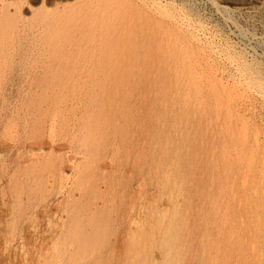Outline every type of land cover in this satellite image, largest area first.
Instances as JSON below:
<instances>
[{"label": "bare ground", "instance_id": "1", "mask_svg": "<svg viewBox=\"0 0 264 264\" xmlns=\"http://www.w3.org/2000/svg\"><path fill=\"white\" fill-rule=\"evenodd\" d=\"M53 1L54 0H41L40 4L35 7L31 17L29 18L24 17L21 13V7L25 0H19L18 3H11V5L14 6V9L12 10L9 8V5L2 4L0 7V86H8L9 84L12 85V83L17 82V80L20 81V78H22L23 81L28 83L30 86H50L54 84L79 86L77 87L79 91L77 94L79 93L80 95L79 103H81V105L79 104L80 115H78L79 117L76 116L77 122L73 125H71L69 122L73 120L75 114L71 116V118L70 116L67 117L62 115L61 107L59 106L61 99L60 97H56L57 93H54V95H48L47 100L45 95H42L41 97H31V99L27 98L30 99V101L26 102L24 105L21 104L23 105L22 111L19 109V107H17V109L21 111V114H19V110H16L18 114H13L15 117L10 119L9 117L11 116L8 117L9 124L7 129L9 130H6L2 133V141L6 142L7 140L17 139L20 142L21 139L25 138L30 143L25 145L22 142L21 146L16 145L20 147L19 149H21L20 152H18L19 156H21V151L25 148H28L30 151H32L30 156L23 158L22 162L25 165H19L22 167L21 169L20 167L16 166L17 168L14 169V173L11 174L10 178L8 177L9 185L7 189V198L10 201L8 204L12 211V218H10L12 232L16 233V229L20 221H24L29 216L31 223L36 227V212H34V210H36L38 206L40 207L46 203L47 200H50L48 198H50L51 195L55 194L56 192H60L63 182H65L64 179H67V177H64V173L66 172L64 163L70 158H67L63 152L65 151L63 149H65L67 146L64 145L65 147H63V149H61L59 145L55 146L54 143H56L57 138L54 136H57L55 134L56 131H59L62 135H68L67 137L70 138V144L73 143L75 150L79 149V154L81 155L82 153L83 156L81 163L78 162L80 160L77 161L74 158H71L78 162L73 165L75 178L68 188L65 187V189L67 188L65 190L66 195L59 201V206L57 207L56 205V207L64 214L59 217V220H56L55 214L59 213H52L50 211L51 209L49 208L50 203H47V207H49L47 209L45 208L42 213L44 217L46 214V216L49 218L45 232L46 234L50 232V235L44 234L45 232H39V229L34 232L28 231V235L24 231V233H18L19 237L21 238L20 252L18 253V250L16 251L18 254L16 257L18 259L16 260L18 261H16L17 263L14 261L13 262L15 264H264V247L262 246L264 244V224L263 220L261 219L264 217H251L254 214L251 216H248V214L237 216L234 214H228L224 211H219L220 208H218L219 206L216 203V199L214 197H210V195L206 197L208 199H205L206 201L204 199L201 200L200 198L194 201H184L182 199H178V197H175L174 195H171V197H168L169 199L165 202H158L157 199L156 201L151 202L148 198H146V192L143 188L140 189L138 195L132 191L133 189L131 190V183H133L132 181L134 178L131 181L129 175H132V173L134 174L135 168H139V170H141L142 165L145 163L144 162L142 164L144 161L143 159L147 157L144 158L145 154H143V149L145 147L144 140H142L143 142L141 141V144H136L134 142L136 144L135 147L132 144L131 147H129V144L132 142V138L130 139L131 136L129 130L131 125L134 124H137V127L139 128H145L147 125L144 126L140 121H138V123H134L135 121H133V119H137L138 116L137 118L133 117L134 114L130 109L131 105L129 106L128 104V102H130L132 99L131 93L134 92V87L136 86H130L125 91H119L116 90V88L110 90L103 86L111 85L115 80L117 72H144L145 69H147V64L153 51L155 54H157V56L161 54L163 56L164 53L165 56L167 55L165 50L166 48L171 50L170 47L174 46L172 40L174 39L175 35L178 34V39V36H180L179 34H182V30L180 31L181 33L178 32L176 34L175 31L170 30L173 31V34L175 35H168L169 32L162 25L165 19L171 18L170 14L172 12H170L168 8H162L160 6L150 7L146 5L144 0L137 2H135L136 0H116L118 2L117 6L119 7V11L111 12L107 21L108 23L113 21V15L115 17V13L118 12L117 14L120 15L119 23L124 24L125 31L122 36L115 38V35H112L110 29L106 31V25H108V23H103V21L100 20L104 17L103 13L101 12V14H99L97 10H94L93 8L94 6L97 7V0H74V3H66L67 5L63 7H51V4H54ZM62 4L59 5L61 6ZM173 15L174 14H172V16ZM94 18H97L96 21L93 20ZM73 23L76 26H82L80 27L81 32L79 35L83 38H86L87 36L88 40H86L87 43L84 45V51H81L80 47H77V49L73 52L74 54L72 55L73 48H71V46L77 43L75 40L76 36L73 34ZM171 26H173V24H171ZM173 27L177 30L175 26ZM66 28H68L67 30L69 31L66 30L64 33ZM84 28L88 29L86 30L87 33L84 31ZM166 33L169 37L168 40L166 39V45H164L166 42H164ZM104 34L107 35L105 40L103 38ZM116 39H119L120 43H117ZM5 40H8L7 46L10 48L9 50H3L2 48V46H5ZM167 44L169 46H167ZM181 48L180 50L182 51L183 48ZM172 51L173 47L170 52ZM174 52H176L175 49ZM174 52L172 54H174ZM188 54L184 55L185 58L190 56L192 53L190 55ZM173 57L175 58V54ZM51 58L57 61L59 67L67 68L70 66L72 73L78 72L77 76L72 80L69 79V81H55L53 77H42V75L50 74V68L52 66ZM174 58H172V60ZM179 61V66H181V59ZM175 65L177 66V63ZM243 66H245L247 69L246 72H249L248 75H250L247 76L250 77V79L247 77L246 78L249 80H254V82H256L257 85L259 84L260 87L255 83L254 85H256L257 88L259 87L260 89L264 90V78L261 77L255 69L251 68V66L249 67L247 64H244ZM243 66L241 68H244ZM184 69L182 70L181 67V72L179 73H183L182 71H184ZM242 72L243 70L241 73ZM63 74H67L66 71H64ZM181 76L183 77L184 75ZM194 78L195 76L193 78L191 77L194 83H196ZM183 79L184 77L182 80ZM178 80H176V82H178ZM189 80L187 79V83H189ZM183 82H185L183 84L185 86L186 80H183ZM183 82L181 81V83ZM249 82L247 81V83L251 84L253 81ZM178 83L177 85L181 84ZM191 84H193V82H191ZM188 87L192 88L193 86L188 85ZM188 87H185L186 92H183V94L179 91L177 92L180 93L179 96L182 94L180 100L182 98V101H184L186 104H188L189 99L193 95L192 93L191 95L188 91ZM194 87L196 88V86ZM29 90L26 91L30 92L33 89L30 91ZM0 92H2V90H0ZM200 92L201 91H199V93ZM30 93L32 95V92ZM36 93H34V96ZM141 94L142 93H140V96H142ZM176 95L177 94H175V96L172 95L174 96L175 100ZM26 97L23 98L25 99ZM28 97L30 96L28 95ZM75 98L77 99V103L79 97L77 96ZM140 100L138 102H141ZM175 100L173 102H175ZM180 100L179 104L181 105L182 102ZM62 101L64 102V100ZM114 101H116L117 104L114 103ZM194 101L195 100H193V102ZM71 102L72 101H70V103ZM198 102L201 103L199 100ZM147 104L148 103L146 102V105ZM194 105L192 103L191 108ZM169 107L170 104L168 105V108ZM74 109L78 108L76 107ZM181 109L184 108H180V110ZM203 109L204 108L201 110ZM1 111H3V108ZM79 112L76 113L79 114ZM171 112L169 111L168 113ZM172 113L169 114V118H171ZM153 117H151V119ZM179 118H182V116ZM148 120L147 122L150 121ZM181 120H184V118ZM182 123L183 121L181 124ZM151 124L153 123L150 122V125ZM173 124H175V122ZM184 125L185 124L180 125V121H178L177 128L179 129L181 126L186 128L187 124L185 126ZM163 126L165 127L166 125ZM13 129L16 131V133L14 132L15 134H13ZM138 130L139 129H136V131ZM141 131L143 132V129H141ZM148 132L149 130H147L146 135ZM195 132L197 131L195 130ZM183 133L184 132H182V134ZM139 134L141 135V133ZM44 135L47 136V140L50 139V141L46 142L48 144L44 143L49 146L47 151L43 150L44 145L41 140ZM60 136L57 137L60 138ZM134 136H137V134ZM203 136L205 137V134ZM142 137L144 136L142 135ZM167 137L164 138L167 139ZM186 137H188V135ZM161 138H163L162 134L160 137H158L157 141H161ZM171 138L172 136L170 139ZM188 138L192 137L190 136ZM192 139L194 141L197 138ZM61 140H63V138ZM151 140H154V138ZM173 141L172 143L174 144ZM180 142L182 144L169 145L174 146V148L175 145H177L175 149L179 152L177 153L179 158H176V161L173 160V163L175 162L176 168L173 170L171 168V171L174 173H172V176L174 177L171 181L172 183L168 184L170 185L169 187L171 192H176L177 190L179 192V190H183V187L186 184L185 183L183 185L184 178L186 176H191V173L195 170H198V168L200 170L199 164L198 168L196 166V164L200 161L198 160L199 162L196 163L197 160H194L198 155L196 150L200 151L202 147L201 149L198 148L199 145L197 142ZM151 143H155L156 145V142ZM185 143H187V146L189 147L187 148V150L189 149V153L190 151L192 152V149H195V151L188 154V151L185 149L186 155H184V153L181 154L182 150L186 146ZM203 143L204 141L200 145L204 146L206 140L205 143ZM208 143L209 142L206 144ZM145 144L147 143L145 142ZM208 145V147H210V145L213 146L211 142ZM165 147L167 146H164V150ZM8 148L10 147L4 145L3 148H0V154L8 152ZM131 148H133L135 152L133 156V149L131 150ZM41 150L42 152L37 153V151ZM121 151L123 153L125 151V156L122 155ZM154 151L155 150H153V152ZM73 152H75L74 148ZM165 152V154L168 152L170 154L172 151L168 150ZM9 153L10 152H8V154ZM194 153L195 158L194 155L192 157V154ZM235 153L236 152H234V155ZM161 154H163V152ZM169 154L168 156L171 155ZM205 154L206 153H204V155ZM175 155L173 154V156ZM206 155L204 158H202V155V157L200 155L198 156L205 161L208 158L209 161H206L208 164L210 162V156ZM214 155L212 157H214ZM180 157L182 158L180 159ZM130 158L132 159V167L135 168L133 170H131L132 168L130 170L124 168L122 169L121 165H124L127 160H130ZM106 160H108L110 163L106 162ZM164 160L166 161V159H162V161ZM192 160L196 164L192 163ZM179 164L180 167H178ZM209 164L207 165L208 167L210 166ZM201 165L202 164H200V166ZM170 166L166 167L167 170L170 169L168 168ZM204 170H206V168ZM184 171L188 172V174L185 175L183 173ZM209 171L207 172L209 173ZM211 171V173L215 174L213 169ZM201 172L202 170H200V174L202 175ZM211 173H209V175ZM195 174L196 172H194L193 175ZM139 175H141L144 181V171L141 170ZM172 176L169 174L168 177L171 178ZM167 181L169 183V180ZM185 181H188V179H185ZM144 182L142 184H138L145 186ZM160 183L162 184L163 182L161 181ZM26 185L30 186L32 189L26 192L24 189ZM136 189L139 190V188ZM197 191L198 190H196V192ZM207 192H209V190ZM207 192L206 194H208ZM206 194H203V196L205 197ZM194 207H196L197 210H194ZM55 210L57 211V209ZM254 213L257 214V212ZM7 223L9 224V222ZM58 227L59 229H57ZM10 255L13 256L11 253ZM10 260L12 262V260L15 259H10V257L7 256L6 259H4V262L6 264H10Z\"/></svg>", "mask_w": 264, "mask_h": 264}, {"label": "rangeland", "instance_id": "2", "mask_svg": "<svg viewBox=\"0 0 264 264\" xmlns=\"http://www.w3.org/2000/svg\"><path fill=\"white\" fill-rule=\"evenodd\" d=\"M6 1L0 0V7L2 6V4L3 5H9V8L12 10V9H14V6L11 5V3H13V2L18 3L19 0H6ZM8 1L10 2V4ZM40 1L41 0H27V1L25 0V2H23V5L21 7L22 8V11H21L22 15L24 17H28V18L31 17L32 12L34 11L35 7H37L40 4ZM60 1L61 0H59V1L54 0L53 1L54 4H51L52 6L51 5L50 6L51 7H53V6L54 7H63V6H66L68 3L72 4L75 2L74 0L73 1L72 0H63L61 2ZM137 1H140V0H136L135 2H137ZM57 2L59 4H62V3L63 4L60 6ZM144 2L146 3V5H148L150 7H153V6L159 7L160 6L162 8H168L170 10V12H172L170 14L171 18L165 19L164 23L162 22L163 27H165L167 29V31L169 32L168 35L169 34L175 35L178 32L179 33L182 32V34H179L180 36H178L179 41L177 39L178 34L175 35V37L173 39L174 41L172 40V43L174 44V46H172L173 51L170 52L172 50V47H170L171 50L166 48V50H165L166 54H167L166 56L164 53L163 56H162V54L158 55L159 56V58H158L157 54H155L153 51L150 55V58H149L150 60L147 64L148 65L147 69H145L144 72H140V73L117 72L114 82L109 86H103L106 89L108 88L110 90H113L116 88V90H119V91H125L130 86H136V87H134V92L131 93L132 99L130 100V102H128L129 106L131 105L130 106L131 108L130 107L129 108L132 110V113L134 114L133 117L137 118V116H138L137 119H135V120L133 119V121H135L134 123H138V121H140L143 123L144 126L147 125V127H145V128H142V127L139 128V127H137V124L132 123L134 125H131L132 128L130 127V130H129L130 136H131L130 139L132 138V142L129 144V147H131V144L135 147L136 144H141L143 142L142 140H144V146L145 147L143 149V154H145L144 158L147 157V158L143 159L144 161L142 162V164L144 162L145 163L143 164L144 166L142 165V169H141L145 173V175H144V179H145L144 181L145 182L143 181L141 175H139L141 173V170H139V168L132 167L133 165L131 163L132 162L131 158H133L132 156L135 153L133 148H131V150L133 149L132 150L133 154H132V156H130L131 157L130 160L126 159L127 163L125 162L124 165L123 164L121 165L122 169L124 168V169L130 170L132 168L131 170H133L135 168L134 174L132 173V175H129L131 178V181L134 178L132 181L133 183H131V185H132L131 190L133 189L132 191L135 192L136 195H138L140 189L143 188L146 192V194H145L146 198H148L151 202L156 201V199L158 202H163V201L165 202L166 200H168L171 197V195H174L175 197H178V199H182L184 201H187V200H193L194 201V200H197L198 198H200L201 200L202 199L205 200V199H207L206 197H208L210 195V197H214L216 199V201H217L216 203L219 206L218 208H220L219 211H224L228 214H234L237 216H239V215L243 216L245 214L246 215L248 214V216L249 215L251 216L254 214L251 217H259V216H260L259 218L264 217V195H263L264 194V90L260 89L259 88L260 85L259 84L257 85V83L254 82V80H249L250 77H247V76H250V75H248L249 72L247 73L246 72L247 69L245 68V66H243L244 64L249 65V67L251 66V68L255 69L258 72V74L264 78V76H263L264 75V0H144ZM34 5H36V6H34ZM117 5H118V2L116 0H97V7L96 6L93 7V5H92V7L94 8V10L96 9L99 14H101V12H102L104 17L100 20H102L103 23H108L107 20H108V16L110 15V13L115 12V11H119V7ZM117 13H115V17L113 15V17H112L113 21H111L110 23H108V25H106L107 26L106 31H108L110 29L112 32V35H115V38L122 36L124 31H125L124 24L119 23L120 15ZM172 14H174V15L172 16ZM96 19L97 18H94L93 20L96 21ZM87 23H88V21H87ZM171 24H173V26H175L177 28V30L173 26H171ZM177 24L180 27L182 26L183 28L181 27V29H180V27ZM80 27H82V26H80ZM80 27L76 26L73 23V34L76 36L75 40L77 41V43L75 45H72V46H76V45L77 46L76 47L71 46V48H73L72 49V55L74 54L73 52H74V50L77 49V47H80L81 51H84V45H86V43H87L86 40H88L87 36H86V38H83L79 35V33L81 32ZM171 28H173V29H171ZM67 29L68 28H66L64 30V33ZM86 30H88V29L84 28V31H86ZM170 30L175 31V34H173L174 32L170 31ZM186 30H188V31H186ZM67 31H69V30H67ZM184 32H185V34H184ZM86 33H87V31H86ZM168 35L166 33V38L164 40V42L165 41L166 42L164 45H166V43H167V40L169 37ZM103 38L105 40V38H107V35L104 34ZM82 39H84V40H82ZM169 39H171V38H169ZM116 40H117V43H120L119 39H116ZM7 41L5 40V46H2L3 50L4 49L9 50L10 49L7 46V44H8ZM167 46H169V45L167 44ZM182 46H184L185 48ZM180 48L182 49V51L184 50L183 53L180 50ZM174 49L176 50V52L178 51L180 53L174 52ZM173 52L175 54L176 59L173 57L174 56V54H172ZM185 54H188V55L191 54L190 56H188L189 59L187 56H186L187 58H185V56H184ZM193 54H194V56H193ZM191 56H192V58H191ZM168 57H170V58H168ZM172 58H174V59L172 60ZM178 58H179V60L181 59V64H180L181 66H179L180 61L178 60ZM186 60H189V61H186ZM51 61H52V66L50 68V74L42 75V77H44V76H47V78L53 77L55 81H57V80L69 81V79L72 80L77 76L78 72L72 73V69L70 68V66L67 68L66 67H59V65L55 59L51 58ZM173 61H175V62H173ZM240 61L241 62L243 61V62L241 63ZM185 62H187L188 64ZM176 63H177V66L175 65ZM242 66L244 68H241ZM181 67H182V70L184 69V67L186 70L184 69V71H182L183 73L180 74L179 72H181ZM242 70H243V72L241 73ZM259 70H260V72H259ZM64 71H66L67 74H63ZM181 75H184L183 80L184 81L186 80L185 86L183 85L185 82H183V80H182L183 77ZM179 76H180V78H179ZM194 76H195L194 80L196 83H194V81L191 79V77L193 78ZM246 77L249 79H247ZM178 79H180V80H178ZM187 79L188 80L190 79L188 81L189 83H187ZM176 80H178L179 83H181V81H182L183 82V83H181L182 85L179 84L178 82H176ZM244 80L246 81L247 85L245 84ZM174 81L176 84L174 83ZM247 81L248 82L253 81L251 83L252 85L249 84L250 82L247 83ZM191 82H193V84H191ZM177 83L179 85H177ZM254 83L259 87L257 88V86L254 85ZM24 84H25V86H24ZM188 85L189 86L192 85L193 87L189 88ZM186 86L188 87V89H189L188 91L190 92V94L192 93L194 95L193 96L191 94L192 96L189 99L188 104H186L184 101H182L183 100L182 98L180 100V97H182L183 92H186V88H185ZM194 86H196V88ZM77 87H79V86L60 85V84H54V85H50V86H30L28 83L24 82L22 78H20V81L17 80V82L12 83V85L9 84L8 86H0V88H1L0 90H2V92H0V101L2 100L0 102V115H1L0 116V148H3L4 145L9 146L11 148V149L8 148L9 149L8 152H10L9 154H8V152H4V153L0 154V164H1L0 165V232H1L0 233V263L2 262L1 264L5 263L4 259H6L7 256H9L10 259H15V260H12V262L10 260L9 261L10 264H15L14 262L18 261V260H16V259H18L16 257L18 256L17 252L18 253L20 252L19 250H20V246H21V238L19 237L18 233H20V232L24 233L25 232L28 235L29 232H34V231H37L38 229H39L38 230L39 232L44 233L46 231L47 222H48L49 218L46 216V214H45V217H47V218H45L43 213H42V211L45 210V208L47 209L50 206L49 208L51 209L50 211L52 213H54V214L59 213V214H55L56 220H59V217H61L64 214L57 207L59 206L58 204H59V201L61 200V198L66 195L65 190L70 186L71 182L75 178L73 165H75L78 160H80L78 162L81 163L82 156H83L81 152H80L81 155L79 154V149L75 150V146L73 143L70 144V142H69L70 138L67 137L68 135H64V134L62 135L59 131H56L55 134L57 136L62 135L63 137L60 136V138H59L57 136H54L57 138L56 143H54L55 146L59 145L61 147V149H63V147H65V146H67V147H65V149H63L65 151H63V150L62 151L64 152V155L67 158H70L69 160H67L70 163L67 161H65V163H64L65 164L64 166L66 169L65 170L66 172L64 173V177H67V179H64L65 182H63V186L61 189L62 192L61 191L56 192L55 194L51 195L50 198H48L50 200H47L46 203H44L40 207L38 206L37 209L34 210V212H36V217H35L36 221H37L36 227L33 226V224L31 223V221H30L31 219H29V217H30L29 216L24 221H20V223L16 229V233H15V232H12L11 223H10V220H11L10 218H12V211L9 208L8 203H10V201L7 198L8 197L7 196L8 190L7 189H8V185H9L8 182H9V178H10L11 174L14 173V169L17 167H20L19 165L24 166L25 164L22 162L23 158L30 156V153L32 151H30L28 148H25L21 151V153H22L21 156H19L18 152H20L21 149H19L20 147H18L16 145L21 146L22 142L25 145H27L30 142L27 141L25 138L21 139L20 142L17 139H15L16 141L15 140H7L6 142H4V141H2V133L6 130H9V129H7L8 124H9V119L15 117V116H13V114H15V113L18 114V112H19V114H21L20 112L22 111V108H23L22 106L26 102H29L31 97H41L42 95H45L46 100H47V96L51 95V94L54 95V93H57L56 97H58V98L60 97L61 102L63 104H65V105H63L61 102L59 103V106L61 107L62 115H65L67 117L70 116V118H71V116H73L75 114L73 120H71L69 122L71 125H73L74 123L77 122L76 116L80 115L79 108H80L81 103H79L80 95H79V93L77 94V92H79ZM197 87H198V90L201 91L200 92L201 94L197 90ZM29 89L30 90L33 89V90L30 91ZM178 89H180V90H178ZM181 89H182V91H181ZM184 89H185V91H184ZM24 90L25 91L29 90L30 92H32V95L30 92H28V91L25 92ZM178 91L182 93L180 96H179L180 93H177ZM193 92H195V93H193ZM34 93H36L35 96H34ZM140 93H142L141 94L142 96H140ZM175 94H177L176 100L174 98ZM28 95L30 97H28ZM76 95L79 97L77 103H76L77 99L75 98V97H77ZM172 95H174V96H172ZM133 96L135 99L133 98ZM23 97H26V98L24 99ZM72 97H74V98H72ZM22 98H23V100H22ZM27 98H30V99H27ZM144 99H146V100H144ZM191 99H193L195 101L193 102V100H191ZM196 99H198L201 103H199L198 100H196ZM62 100H64L65 103ZM74 100H75V102H74ZM139 100L141 102H138ZM168 100H169V102H168ZM174 100H175V102H173ZM179 100L183 104L181 103V105H180ZM70 101H72V102L70 103ZM202 101L204 104L202 103ZM22 102H24V103H22ZM146 102L148 103L147 105H146ZM66 103H67V105H66ZM114 103L117 104L116 101H114ZM192 103H193V105L195 104L192 107L193 109L191 108ZM21 104H23V105H21ZM169 104H170V107L168 108ZM182 105H184V106H182ZM166 106H167V108H166ZM198 106H199V108H198ZM17 107H19V109L21 111L19 109H17ZM76 107L78 109H74ZM179 107L184 108V109L180 110ZM187 107H188V109H187ZM2 108H3L4 114H3V111H1ZM67 108H68V110H67ZM202 108H204V109L201 110ZM161 109L165 110L166 112L162 111ZM14 110H15V112H14ZM16 110L17 111L19 110V111L17 112ZM168 110L170 112L171 111L173 112V113L171 112L172 113L171 118H169L170 117L169 114H171V113H168L169 112ZM175 110H177V111H175ZM68 111H69V113H68ZM70 111L72 112V114ZM1 112H2V114H1ZM76 112H79V114ZM144 112L146 113V115ZM185 112H186V115H185ZM162 113H164L166 115V117ZM175 113H178V114H175ZM180 113H182L184 116ZM143 114L147 117V119ZM173 114H175V115H173ZM6 115H8V116H6ZM9 116H11V117H9ZM181 116H182V118H179ZM8 117H9V119H8ZM151 117H153V118L151 119ZM174 117H175V119H174ZM148 118L150 121L148 120ZM183 118H184V120H181ZM147 120L149 122H147ZM153 120H154V122H153ZM168 120H169V125H168ZM173 120H176L177 122L173 121ZM178 121H180V125H183V124L186 125L187 124V127L184 128L183 126H181V128L178 129L177 128L178 127ZM182 121H183V123L181 124ZM150 122L153 124L150 125ZM174 122H175V124H173ZM157 125H158V127H157ZM163 125H166V126L164 127ZM72 127H74V126H72ZM153 128L154 129L156 128L155 129L156 132ZM191 128H193V129H191ZM136 129H139V130L136 131ZM141 129H143V132L145 134L141 131ZM145 129H147V130H149V132L150 131L151 132L150 133L148 132V134L146 135L147 130H145ZM165 129H167V130H165ZM168 129H170V130H168ZM182 129H183V131H182ZM157 130H159V131H157ZM195 130L197 132H195ZM166 131L169 134H167ZM181 131L184 132L183 133L184 135L182 134ZM14 132L16 133L15 130L13 131V134H15ZM139 133H141V135ZM187 133H190L191 135L187 134ZM135 134H137V136H134ZM161 134H162L163 138L168 136L167 139L164 138L166 141L163 138H161V141H159V142L157 141L158 137H160ZM204 134H205V137L203 136ZM45 135H44V137H42V139L41 138L40 139L42 140L43 145H44L43 150L47 151V148L49 146L46 145V144H48L46 142L50 141V139L47 140L48 138ZM142 135L144 137L145 136H147V137L144 138V137H142ZM153 135H154V137H153ZM185 135L186 136L188 135V137L191 136L192 138H194V139L197 138V139L193 141L192 138H188ZM171 136H172V138L170 139ZM201 136H203V137H201ZM176 137H177V139H176ZM62 138H63V140H61ZM153 138L155 141L151 140ZM201 139L204 141V143H205V140H206V143L209 142L208 144H210V142H211V144H213L214 147L212 145H210V147H208L209 145L206 143H205L206 145L203 143L205 147L200 145L203 142ZM150 141L156 142L157 146L155 145V143H151ZM172 141L174 142V144H177V145L182 144L180 141H182V142L186 141L188 143L189 142L190 143L191 142H197V144L199 145L198 148L201 149V147H202V149L200 151L199 150L198 151L203 152V153H199L197 150H196V153L200 156L202 155L203 156V157L201 156L202 158H204L205 155L207 154L208 156H210L209 157V159H210L209 163H212V164L208 163L210 165L208 167L207 166L208 165L207 162L209 161L208 158L207 159L205 158L207 161L206 162L204 159L200 158L196 154L197 158L194 161L197 160L196 163L199 161L200 162L196 164L192 160L193 161L192 163L196 164L197 168H198V164H199V167H200V170H202L201 173L203 176L200 174L199 168H198V170H195V171L193 170L194 172H196V174L193 175L194 172H192L191 173L192 177L186 176L183 180L184 181L183 185L186 183L183 187V190H179V192L177 190L176 191L177 193L175 191L171 192V189L169 187L170 185H168V184L172 183L171 181L174 178L172 176L173 171H171V168L173 170L176 168V166H175V162L173 163V160L176 161V158H179L178 154H177L179 152L176 151V149H175L177 147V145H175V148H174V146H172V145H174L172 143ZM177 141H179L180 143ZM145 142L147 144H145ZM44 143H46V144H44ZM158 144H159V147H158ZM170 144H172L171 145L172 147L169 146ZM185 144H186V146H185V148L183 146L184 149L182 150V153H181V154L184 153V155H186L185 151L187 150V148H189L187 146V143H185ZM185 144H183V145H185ZM257 144H258V146H257ZM162 146H163V148H162ZM164 146H167V147H165V150H164ZM73 148H74L75 152H73ZM209 148H210V150H209ZM159 149H160V151H159ZM203 149H204V151H203ZM153 150H155V151L153 152ZM168 150L172 151L170 153L171 155L169 154V152L167 154H165L166 153L165 151H168ZM76 151H77V153H76ZM125 151H124V153L121 151L122 155L125 154ZM175 151H176V153H175ZM187 151H188V154H190V153H193L195 151V149H192V152L190 151V153H189V149ZM207 151H210V152H207ZM211 151H212V153H211ZM40 152H42V150L37 151V153H40ZM162 152H163V154H161ZM234 152H236L237 154L235 153V155H234ZM146 153H148V154H146ZM149 153H150V155H149ZM172 153L174 155L175 154L176 155L173 156ZM204 153H206V154L204 155ZM74 154L77 156H75ZM168 154L171 156V158H170V156H168ZM210 154L211 155L215 154V155H214V157H212L213 155L211 156ZM193 155L195 158V153L192 154V157H193ZM163 156H164V158H163ZM198 157H199V159H198ZM211 157H212V159H211ZM71 158H74L77 161H75L74 159H71ZM181 158L182 157H180V159ZM194 158H192V159H194ZM123 159H124V157H123ZM146 159H148V160H146ZM149 159L150 160L152 159V160L150 161ZM162 159H166V161L165 160L162 161ZM201 159H202V161H201ZM203 160H204V164H203ZM73 161H75V162H73ZM3 162H4V164H3ZM106 162L110 163L108 160H106ZM128 163H129V165H128ZM156 163L159 165H157ZM217 163H218V167H217ZM160 164H163V165H160ZM200 164H202L201 165L202 167L200 166ZM205 164H206V166H205ZM167 166H170V167H168V168H170L169 170H167V168H166ZM178 167H180V164L178 165ZM21 168L22 167H20V169ZM205 168H206V170H204ZM212 169H213V172H215V174L211 173ZM170 171H171V173H170ZM197 171L199 174L197 173ZM207 171H209V173H211L213 175H211V174L209 175V173ZM135 173H137V174H135ZM165 173L168 175H166ZM183 173L185 175L188 174V172H186V171H184ZM163 174L165 175V178H164ZM169 174H170V176H172L171 178L168 177ZM133 176H135V177H133ZM211 177H212L213 181L211 180ZM125 178L128 179L127 177H125ZM137 179H138V181H137ZM185 179L186 180L188 179V181H185ZM167 180H169V183ZM161 181L163 182L162 184L160 183ZM143 182L145 183V186L141 185ZM138 183H141V184H138ZM160 184H161V187H160ZM190 185H192V186H190ZM204 185H206L208 188ZM211 185H212V187H211ZM65 187H67V188L65 189ZM136 188H139V190ZM24 189L27 192L32 188L30 186L26 185L24 187ZM195 189L198 191L196 192ZM208 190H209L210 194H209V192H207ZM201 192H203V193H201ZM206 192L208 194H206ZM169 193H170V195H169ZM203 194H206L207 196L205 195V197H204ZM209 199H211V198H209ZM26 202H27V200H26ZM47 203L48 204L50 203L48 207H47V205H48ZM45 204H46V206H45ZM56 205H57V207H56ZM43 207H44V209H43ZM55 209H57V211ZM184 209H185V207H184ZM193 209L197 210L196 207H194ZM8 212H9V214H8ZM254 212H257V214H255ZM13 217H14V215H13ZM261 219L263 220V224H264V218H261ZM6 220H8V221H6ZM7 222H9L10 225ZM57 229H59V227ZM44 234H46V232ZM48 234L50 235V232H48L46 235H48ZM262 246L264 247V244ZM263 247H261V248H263ZM10 253L13 254V256L10 255Z\"/></svg>", "mask_w": 264, "mask_h": 264}]
</instances>
